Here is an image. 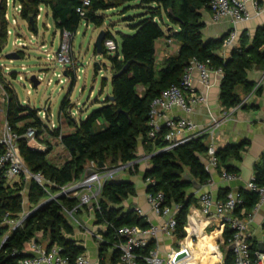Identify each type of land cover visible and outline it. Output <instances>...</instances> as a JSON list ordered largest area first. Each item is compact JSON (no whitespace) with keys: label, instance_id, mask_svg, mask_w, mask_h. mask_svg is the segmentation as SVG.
Wrapping results in <instances>:
<instances>
[{"label":"trees","instance_id":"1","mask_svg":"<svg viewBox=\"0 0 264 264\" xmlns=\"http://www.w3.org/2000/svg\"><path fill=\"white\" fill-rule=\"evenodd\" d=\"M18 1L22 4L21 18L29 22L31 31H38L37 17L40 8L45 6L52 13L55 27L62 34L67 32L72 38L82 22L102 28L107 20L105 14L109 10L117 9L122 15L128 14L130 10H139V14L125 18L133 33L119 32L121 42H118L120 48L117 54L109 55L104 48L103 54L110 59L114 74L122 72L112 77L111 96L114 100L107 96L100 108L76 121L69 113L72 106L70 95L77 82L76 67L74 71L67 72L71 83L62 101L60 114L74 128L69 134L61 135V142L69 158L62 165H57L49 160L51 147L46 150L33 148L25 138L18 140V148L29 170L33 173L41 172L50 182V193L55 194L60 187L80 180L86 173L88 163L112 165L132 162L138 156L140 144H143L144 151L153 154L151 166L143 175L145 181L152 178L155 184L148 185L147 191H162L166 204L178 207L176 234L184 238L189 208L197 201L192 192L193 185L185 179V175L189 173L201 186L208 184L211 179L203 161L208 157V144L205 141L207 135L192 139L170 151L157 152L167 142L165 130L159 132L155 139L149 137L150 105L162 91L172 85H180L184 71L193 59L208 63L213 69L222 68L221 103L228 109L240 105L243 98L238 89L243 88L248 94L253 88L247 71L254 67L264 68V25L257 29L252 41L247 39L246 33H242L240 44L225 58L220 51L226 37L204 40L202 31L205 24L202 18L203 12L209 10L210 0H90L89 6H83V0ZM131 3L137 4L133 6ZM79 8L84 11L83 15L78 11ZM4 11L1 12L2 18L5 16ZM31 18L35 27L30 23ZM108 37L115 38L109 30ZM161 38L177 41L179 49L158 64L156 46ZM6 41L4 27L0 32V54ZM15 74L12 73L14 78ZM0 83L6 91L5 111L11 126L20 134L31 126L41 135L47 127L39 116L40 110L20 102L15 90L5 81L1 69ZM105 86L106 83L103 84ZM243 107L247 108V104ZM52 134L59 136L60 128ZM249 143L243 140L218 147V169L236 176L239 169L234 162L242 160ZM2 150L0 146V154ZM253 181L259 187L264 186V153L254 164ZM228 193L221 192L219 198L227 200ZM26 194L32 209L45 204L30 214L16 230L10 231L11 226L6 220H15L24 212ZM238 194L242 203L235 213L239 214L243 209L251 212L258 203V193L242 188ZM136 195L135 184L129 180H109L104 184L98 208L94 212L97 223L105 227L103 240L99 241L100 259L111 247V263L117 261L119 253L115 246L123 240L117 235L118 228L124 225L142 228L149 226L132 208L125 211L122 207L126 199ZM47 196V190L34 180L21 179L13 184L5 179L0 180V264H18L28 254L25 249L33 239L44 243L47 249L54 245L61 247L62 254L72 263L77 256L85 253V248L74 238L75 229L65 215L66 210L79 209V200L62 196L57 200L42 202ZM230 235L231 231L226 229V244ZM6 236L8 238L1 247ZM151 248L152 243L142 249L141 253L147 255ZM256 251H259L258 243L252 245V252ZM232 263L233 257L229 252L223 264Z\"/></svg>","mask_w":264,"mask_h":264},{"label":"built area","instance_id":"2","mask_svg":"<svg viewBox=\"0 0 264 264\" xmlns=\"http://www.w3.org/2000/svg\"><path fill=\"white\" fill-rule=\"evenodd\" d=\"M258 0H210L209 11L214 22L222 19H230L233 24L232 30L228 33L223 42L220 53L227 49L232 51L239 44L238 25L250 18L248 9L249 3H253L257 7ZM9 4V3H8ZM14 5V1H13ZM90 0H83V6H89ZM19 13L22 11V4L16 6ZM78 11L83 15L84 11L79 8ZM64 37L72 38L67 32L62 34ZM18 45H22L20 41ZM104 48L109 55H116L119 51V43L115 38H105ZM224 57V56H223ZM57 59L63 66L71 65V59L66 55L64 47H60L57 51ZM65 71V70H64ZM194 72L199 73V79L202 85L208 90L212 85V76L214 74L223 76L222 68L213 69L208 63L193 59L186 67L181 79L180 85H172L155 97L150 105L148 114V125L150 127L149 137L155 139L157 134L165 130V141L167 144L158 149L159 151H170L180 145L208 134L214 137L216 128L220 121L217 117H211V124L206 129L200 126L190 118L196 108L207 103V95L199 93L194 85ZM64 74H58L63 77ZM66 76V75H65ZM42 81V77L39 76ZM63 82V80H61ZM247 104V100L243 99L241 104L235 109L243 107ZM179 111L182 115H176ZM40 113V112H39ZM54 128V126H53ZM46 131V130H45ZM49 135L48 132H45ZM43 134V133H42ZM40 135L34 127H27L23 134L18 133L10 124L7 116L0 120V146L3 150L0 154V180L5 179L9 184L24 179L25 181L34 180L41 187L47 190L50 200H57L59 195L69 198H77L79 200L78 207H90L93 212L98 208L99 198L104 184L109 180H119L120 174L125 172H136L141 165H145L148 169L151 164L153 154L146 153L144 150L138 153L137 158L128 163L107 164L99 167L97 163L91 162L87 167L83 177L59 188L58 195L50 193V182L39 173H33L26 166L18 148V140L25 138L28 143L36 149L45 150V147L38 141ZM61 139V135L58 136ZM143 147V144H140ZM144 149V147H143ZM217 147L215 144L208 146V157L205 158L204 164L206 170L211 174L214 169H218L219 160L216 156ZM223 176L227 180L235 178L234 175L223 171ZM254 179V177H253ZM252 181L247 185V189L256 191L259 195L258 203L255 207L264 203V186L259 187ZM147 185L155 184V180L148 178ZM146 199L152 211L166 219L163 226H150L142 228L137 225H124L118 228L117 235L123 240L115 246L118 249V259L114 264H197L192 263L193 252L187 246H181L178 250L172 251L167 257L159 254V242L157 237L159 232L168 235H174L177 231V212L178 207L170 206L165 202V194L162 191L146 192ZM242 203L239 194L228 197L227 200L215 198L209 191L200 193L198 198L199 210L203 216L214 215L218 221L219 230L225 232L226 229L231 231L228 238V245L232 253V264H264V253L260 250L252 252V245L246 234V220L235 213L238 205ZM77 208V207H76ZM36 209V208H34ZM34 209L24 211L19 218L15 220L7 219L6 223L11 226L10 231H14L21 226L23 222L30 216ZM76 209L68 211L69 218H74ZM67 211V210H66ZM137 214L142 215L141 209L136 208ZM96 239L103 240V235L95 233ZM8 237L6 236L4 240ZM153 242L152 248L147 255L141 253V250L149 246ZM61 247L54 245L50 249L46 248L44 243L31 240L25 249L30 254L19 260L18 264H95L92 259L81 254L77 256L72 263L70 259L62 254Z\"/></svg>","mask_w":264,"mask_h":264},{"label":"crops","instance_id":"3","mask_svg":"<svg viewBox=\"0 0 264 264\" xmlns=\"http://www.w3.org/2000/svg\"><path fill=\"white\" fill-rule=\"evenodd\" d=\"M257 2V7L251 2L249 3L250 18L238 25L239 37H241L242 33H246L247 39H250V41L255 37L257 29L264 25V0H258ZM136 4L131 3L133 6ZM109 11L110 13H120L117 9ZM202 20L205 24L202 31L205 41L225 38L233 28V24L227 18L219 22H214L209 10L203 12ZM124 25L126 29L131 30L129 22H125ZM44 43V41L41 42L39 46L42 48L45 47ZM20 46L27 47L25 43H22ZM156 48L157 61L158 64H161L164 59L178 52L179 44L173 39L161 38L157 41ZM230 54V49L222 53L225 58L229 57ZM2 56L3 51L0 54V61ZM0 68L6 75L12 74H7L10 70L3 62L0 63ZM247 77L253 85L252 90L247 94L243 88L238 89L242 98L247 100V108L228 109L222 105L220 99V76L214 74L211 81L212 85L206 90L199 79V73L194 72V85L196 90L199 93L206 94L208 101L205 104L199 105L195 112L190 115V118L201 129L209 127L211 117H217L220 121L213 138L211 135L205 134L207 135L205 141L208 146L213 143L218 148L229 143H240L243 140H248L250 143L243 153L242 160L234 162L235 166L239 169L235 178L227 180L223 176L224 170L214 169L208 184L202 186V189L195 193L197 201L191 204L189 208L187 222L184 226L186 232L184 238H179L176 233L174 235H168L164 232H159L157 237V241L159 242L158 251L162 257H167L168 254L178 250L181 246H187L191 248L194 255L191 260L192 263L223 264L224 258L231 252L228 243L226 244L225 242L224 232L219 230L216 217L213 214L203 216L200 212L198 198L200 193L205 191L211 192L218 199H220V193L223 191L229 192L228 197L237 195L240 189L247 188V185L252 181L254 177V164L264 153V68L254 67L248 70ZM6 82L10 83L7 80ZM258 89H260L259 92ZM4 103H6V91L0 83V120H3L6 116V105ZM175 114L182 115L179 111H176ZM86 117H83L82 113H80V118H73L79 121ZM46 127L44 131L46 130L45 132H48L49 135L43 131L38 141L45 147V150L51 147L48 156L49 160L57 165H62L69 158V155L61 139L53 135L52 132L60 128V135L69 134L74 128L67 123L66 118L62 114H60L58 125L52 122L50 125H46ZM143 150V147L140 145L138 153L143 152ZM90 165L88 163L87 167ZM146 170L145 165H141L137 169V172L120 174V180L125 179L134 183L137 191V195L126 199L122 203V207H124L125 211L132 208V211L135 213H137L135 211L136 208L141 209L143 214L140 216L148 223V227H161L166 222V219L156 215L146 199L148 185L143 175ZM75 211L73 221L70 218L69 221L75 229L74 238L85 248L84 254L88 255L95 264H112V248L110 247L100 259L99 242L95 237V233L103 235L105 227L97 223L95 214L90 207L81 206ZM238 215L246 220V234L251 245L254 243L259 244L260 242L264 243V203L252 209L251 212H247L244 209L240 210Z\"/></svg>","mask_w":264,"mask_h":264},{"label":"rangeland","instance_id":"4","mask_svg":"<svg viewBox=\"0 0 264 264\" xmlns=\"http://www.w3.org/2000/svg\"><path fill=\"white\" fill-rule=\"evenodd\" d=\"M19 3L18 0H0V32L5 27L7 34L0 63L3 62L9 67L10 71L7 74L16 73L14 78L12 74L6 75L1 70L5 81H10L9 84L15 90L20 102L23 105L39 109V116L46 125H50L52 122L58 125L61 104L69 92L71 83L67 75L59 77L58 74L67 73L76 67L78 79L70 95L72 106H70L69 113L73 117L80 118V113L84 117L100 108L103 100L112 94L114 71L108 56L96 52L97 37L101 29H106L113 34L118 42H121L119 32L133 33L132 30L125 28V18L139 14V10H130L123 17L120 13L108 11L105 14L106 23L102 28L82 22L73 38H67L55 27L52 13L45 6L40 8V15L37 17L38 31H31L29 22L23 20L21 13L16 9ZM3 9H5L4 18L1 15ZM18 41L25 43L27 47L18 45ZM43 41L45 47L42 48L39 45ZM60 47L65 48L66 55L71 59V65L64 67L57 59V51ZM13 51L19 53L21 59L11 61L5 58L7 53ZM76 61L78 62L76 63ZM34 75L38 78L42 77V81L40 80L37 87L31 82V77ZM104 83H106L105 87H103ZM47 113L49 119L46 118ZM57 193L55 195H58ZM26 195L25 211L31 208ZM49 200L50 197L47 196L42 202ZM65 215L69 218L68 211H65ZM73 224L76 225L74 222Z\"/></svg>","mask_w":264,"mask_h":264},{"label":"water","instance_id":"5","mask_svg":"<svg viewBox=\"0 0 264 264\" xmlns=\"http://www.w3.org/2000/svg\"><path fill=\"white\" fill-rule=\"evenodd\" d=\"M30 23L32 24L33 27H35L33 18L30 19ZM106 36H107V30L106 29H101V31H100V33H99V35L97 37L96 43H95V50L100 55H103V53H104V40H105ZM6 58H8L10 60L21 59V55L19 53H17L16 51H13V52L7 53L6 54ZM97 66H100V65L97 64ZM121 74H122V72L116 73V74L113 75V77L119 76ZM65 75H67L66 72H65ZM31 82L33 83L34 86L37 87L40 84L41 81H40V79L37 76L34 75V76L31 77ZM111 99L114 100V97L111 96ZM45 109H46V107H45ZM46 118L49 119L48 118V113L46 114ZM104 166H105L104 163H99V167H104ZM185 179L189 180L191 182V184L193 185V191H192L193 194H195L196 192H198V191H200L202 189V186L189 173H187L185 175ZM62 196L63 195H59V197H62ZM43 204H45V203H43ZM43 204L39 205L36 209L32 210L30 214L35 212ZM4 242H5V240L3 241L1 247L3 246ZM259 250H260L261 253H264V243L263 242L259 243ZM29 255L30 254H27L26 256H29Z\"/></svg>","mask_w":264,"mask_h":264}]
</instances>
